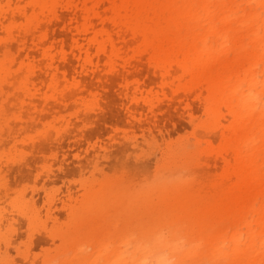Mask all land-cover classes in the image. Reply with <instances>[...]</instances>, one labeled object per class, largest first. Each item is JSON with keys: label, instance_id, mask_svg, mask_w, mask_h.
Wrapping results in <instances>:
<instances>
[{"label": "rangeland", "instance_id": "1", "mask_svg": "<svg viewBox=\"0 0 264 264\" xmlns=\"http://www.w3.org/2000/svg\"><path fill=\"white\" fill-rule=\"evenodd\" d=\"M0 264H264V0H0Z\"/></svg>", "mask_w": 264, "mask_h": 264}]
</instances>
